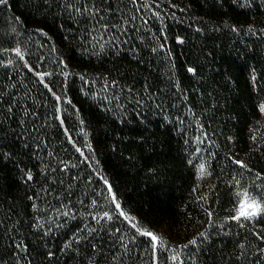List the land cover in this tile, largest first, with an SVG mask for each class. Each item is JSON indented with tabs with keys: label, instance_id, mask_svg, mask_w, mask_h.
<instances>
[{
	"label": "trees",
	"instance_id": "obj_1",
	"mask_svg": "<svg viewBox=\"0 0 264 264\" xmlns=\"http://www.w3.org/2000/svg\"><path fill=\"white\" fill-rule=\"evenodd\" d=\"M261 105L264 0H4L0 264H264Z\"/></svg>",
	"mask_w": 264,
	"mask_h": 264
},
{
	"label": "snow or ice",
	"instance_id": "obj_2",
	"mask_svg": "<svg viewBox=\"0 0 264 264\" xmlns=\"http://www.w3.org/2000/svg\"><path fill=\"white\" fill-rule=\"evenodd\" d=\"M3 2L4 0H0V3H3ZM17 52L19 53L18 49H17ZM189 71H192V69H189ZM261 111L264 112V105H261ZM236 163L239 164L241 167H246V165H243V163L240 161H236ZM199 174L200 176L207 174L206 169L203 164H201L199 167ZM109 191H111L110 188H109ZM237 195L242 196V199L239 202V208H238L237 215L232 217V219H235L237 221H240L241 219L248 220L264 212V206H262L258 201H256L254 198L249 196L246 191L244 193H237ZM116 207L119 209L120 205L117 203ZM121 215H124V213L121 212ZM141 234L145 236H149L152 241H159L161 245H163L164 243L162 238L158 237L157 235L151 232L144 231Z\"/></svg>",
	"mask_w": 264,
	"mask_h": 264
},
{
	"label": "rangeland",
	"instance_id": "obj_3",
	"mask_svg": "<svg viewBox=\"0 0 264 264\" xmlns=\"http://www.w3.org/2000/svg\"><path fill=\"white\" fill-rule=\"evenodd\" d=\"M264 118V117H263ZM245 192V191H244ZM244 192H242V193H244ZM249 195V194H248ZM249 196H251V195H249ZM252 197V196H251ZM253 198V197H252ZM242 199V196H241V198H240V200ZM256 200V199H255ZM257 201V200H256ZM240 202V201H239ZM238 208H239V205H238V207H237V209H236V211H235V216L237 215V212H238Z\"/></svg>",
	"mask_w": 264,
	"mask_h": 264
}]
</instances>
